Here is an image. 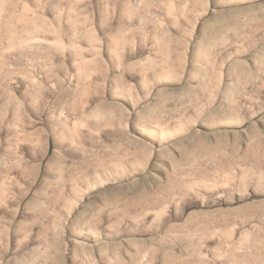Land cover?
<instances>
[{
  "label": "rangeland",
  "instance_id": "374dc122",
  "mask_svg": "<svg viewBox=\"0 0 264 264\" xmlns=\"http://www.w3.org/2000/svg\"><path fill=\"white\" fill-rule=\"evenodd\" d=\"M0 264H264V0H0Z\"/></svg>",
  "mask_w": 264,
  "mask_h": 264
},
{
  "label": "bare ground",
  "instance_id": "6f19581e",
  "mask_svg": "<svg viewBox=\"0 0 264 264\" xmlns=\"http://www.w3.org/2000/svg\"><path fill=\"white\" fill-rule=\"evenodd\" d=\"M231 1V0H230ZM170 75V74H169ZM232 119V118H231ZM229 123H230V121H228ZM232 122V121H231ZM226 123H224L223 125H225ZM231 125H232V123H230ZM151 129V128H150ZM154 130V129H153ZM145 133V132H144ZM148 133V132H147ZM178 133V132H177ZM146 135H149V134H146ZM163 135V137H167V135H165V134H162ZM165 135V136H164ZM166 140H167V138H166Z\"/></svg>",
  "mask_w": 264,
  "mask_h": 264
}]
</instances>
